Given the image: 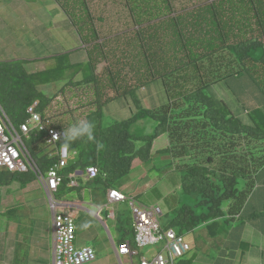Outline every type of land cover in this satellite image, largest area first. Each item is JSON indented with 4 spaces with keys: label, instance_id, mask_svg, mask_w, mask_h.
<instances>
[{
    "label": "trees",
    "instance_id": "1",
    "mask_svg": "<svg viewBox=\"0 0 264 264\" xmlns=\"http://www.w3.org/2000/svg\"><path fill=\"white\" fill-rule=\"evenodd\" d=\"M52 1L67 16L66 28L74 29L88 49L91 79L78 81L75 86L64 84V88L56 92L53 89L52 97H47L39 89L50 84L47 74L60 72L59 62L70 53L54 55L49 62L54 60L55 68L40 73L27 72L29 60L0 61V107L15 129L25 123L27 109L34 104L35 111L47 120L44 114L49 105L70 87L77 89H71L73 95L89 96L90 110L82 115L85 121L94 122V139L82 137L71 141L65 166L59 167L58 154L65 138L55 148L47 146L44 131L31 129L22 138L38 172L46 177L55 169L61 177L57 190L51 194L52 200L65 198L64 202L74 203L75 199H66L73 190L79 192V176L74 175L89 167L96 168L98 174L86 182L103 188L107 197L110 190L119 192L123 185L117 188L113 184L128 178L136 166L150 173L155 169L154 162H173L181 173V193L191 202L172 211L171 228L167 230L159 224L162 215L159 210L158 235L172 231L184 239L190 233L195 236L203 233L202 238L209 245L214 241L217 246L223 243V250L227 251L241 247L242 242L234 243L233 247L236 229L226 228L236 223L240 231L247 222L264 220L263 202L259 209L249 208L258 180L262 179L264 185V0H203L177 10L172 0H121L131 25L129 33L122 32L114 39L101 36L96 24L101 25L104 20L93 16L94 0ZM102 63L105 66L98 74L96 67ZM154 80L163 81L168 96L166 105L153 110L140 109L130 118L102 128L99 124L102 104L114 97H136L145 83ZM220 82L232 96L248 95L251 106L237 109L207 93ZM84 85L91 88L85 92L80 89ZM76 112L64 113L71 117L69 121L63 119L66 126L50 123V127L65 133L79 122L74 117ZM146 118L156 121L155 133L134 134L131 128ZM159 138H164L166 145L153 152L154 142ZM71 154L75 155L73 160ZM14 181L38 184L36 175L30 171L0 172L1 186L8 187ZM120 193L125 197L120 203L130 202L133 220L132 207L144 208ZM112 222L121 240L137 253L138 261L145 258L139 257L138 249L145 246H137L133 222L123 236L122 223L128 219L122 221L119 213H114ZM160 243L163 250L165 241L153 245ZM239 253L242 259L243 252ZM226 256L230 255L223 257Z\"/></svg>",
    "mask_w": 264,
    "mask_h": 264
},
{
    "label": "rangeland",
    "instance_id": "2",
    "mask_svg": "<svg viewBox=\"0 0 264 264\" xmlns=\"http://www.w3.org/2000/svg\"><path fill=\"white\" fill-rule=\"evenodd\" d=\"M172 1L177 10L191 7L203 0ZM122 5L121 0H94L92 2L93 16L104 20L101 25L96 24L97 28H100L102 37L113 38L118 34L121 35L122 32L129 33L127 29L131 21ZM68 22L67 16L55 6L52 0H0V61L29 60L30 63L26 66L27 72L40 73L52 69L53 64L56 65L54 60L49 62L51 57L58 53H70L62 60L63 68L59 69L60 72L51 71L47 74L51 81L50 84L39 89L47 97H52L54 91L64 88V84L71 83L75 86L78 81L91 79L92 68L86 54L88 49L82 45L74 29L66 28ZM55 50L58 52L56 53ZM104 66L105 63H102L96 67L98 74L102 72ZM52 85H56L55 88ZM90 86L93 85L90 84ZM223 86L224 84L220 82L207 93L217 95L237 109L239 106H251L252 102L248 95L232 96ZM88 88L91 87L84 85V88L80 89L87 92ZM71 89L73 88L66 89L64 96L54 99L45 111V118L52 125L66 126L67 122L64 123L63 119L69 121L71 117L64 113L70 110L77 111L74 117L78 118V121H85L82 114L90 110L89 96L88 98L81 97L80 93L73 95L74 92L72 93ZM75 90L77 89H73ZM167 103L168 96L163 81H149L136 92V97L126 99L114 97L102 104L99 124L105 128L115 122L130 118L140 109H158ZM131 131L138 135L152 136L156 131V121L146 118L135 124ZM162 139L156 140L154 147L162 148ZM154 165L155 169L150 173L145 168L136 166L128 178L115 182L113 186L123 185L119 191L124 192L130 201L134 200L135 204L141 208H158L162 213L159 217V224L163 230H167L171 228L172 211L191 201L181 193V173L175 169L173 162L171 164L168 161H157ZM77 184L79 192L75 189L67 194V201L78 199V203H81L79 207L97 216L94 217L76 208L69 209V214L74 218L76 227L74 246L79 248L87 245L95 251L96 260L89 264H118L110 247L102 245L100 237L109 240L106 229L108 230L111 224L109 214L112 211L119 213L122 221L128 219V222L122 223L121 236L124 235L125 229L131 228L133 220L129 200L117 206H110L103 188L88 184L83 176L77 177ZM39 187L36 183L21 184L16 181L8 187L0 185L1 262L10 263L13 262L12 259L15 260L14 264H52V212L48 202L50 197H46L48 194L45 195ZM64 199L55 198L53 201L60 205L64 203ZM261 202L264 203V185L263 180L259 179L257 192L249 208L259 209ZM66 211L65 208H55V212L58 213H68ZM237 227L238 225L234 223L229 229L226 228L227 231L236 229L233 235L235 236L234 242L231 239L233 247L234 243L242 242L241 247L236 248L237 251L230 248L229 251L232 254L223 250V243L217 246L214 241L210 246L209 242H204L203 233L197 236L190 233L184 239L191 250L184 257L175 260L173 264H264V220L247 222L241 228V232ZM110 234L112 237L116 235L115 231H110ZM112 241L115 246L121 243L116 239ZM162 248V243L139 248V257L150 260L162 251ZM239 252H243L242 259ZM234 253L236 256L232 259ZM224 255L230 256L223 257ZM163 256L166 257L165 254ZM137 261L138 257H135L134 262Z\"/></svg>",
    "mask_w": 264,
    "mask_h": 264
},
{
    "label": "built area",
    "instance_id": "3",
    "mask_svg": "<svg viewBox=\"0 0 264 264\" xmlns=\"http://www.w3.org/2000/svg\"><path fill=\"white\" fill-rule=\"evenodd\" d=\"M36 104L27 109L28 118L15 129L3 110L0 107V172L25 174L28 171L36 175L39 186L51 196L61 183V177L55 169H51L47 176H42L35 165L22 140L23 136L28 134L31 129L44 131L46 133V144L49 148H55L60 140H63V132L50 127L48 120H43L40 114L35 111ZM59 167H63L69 156V152L64 151L62 147L59 152ZM98 171L94 167H89L82 173L85 180L96 178ZM75 173L74 176H76ZM76 186V183H71ZM108 200L111 202H123L125 197L115 191L108 192ZM52 212V264H89L96 260L95 251L90 247L76 248L73 243L75 240L74 218L69 213L55 212L56 204L50 201ZM133 227L135 231V242L138 247L153 245L165 241L162 253L157 254L151 260L142 258L134 262L137 255L128 242L123 243L118 248H113L118 264H169L173 259L181 258L189 251V246L182 237L177 236L172 231L163 235H158L159 226L157 218L160 215L158 208L138 209L132 207ZM165 254L166 257L163 256Z\"/></svg>",
    "mask_w": 264,
    "mask_h": 264
},
{
    "label": "clouds",
    "instance_id": "4",
    "mask_svg": "<svg viewBox=\"0 0 264 264\" xmlns=\"http://www.w3.org/2000/svg\"><path fill=\"white\" fill-rule=\"evenodd\" d=\"M94 130H95V124L92 121H79L77 123H74L69 129H67V131L65 133H63V136L65 137V142L62 145V149L64 151H67L71 146L70 145L71 141H74V140L82 138V137H86L88 140H93L94 139ZM77 175L79 176V173H77ZM80 176H82V174ZM108 192H107V195H108ZM119 193H120V191H119ZM45 194L46 195L48 194L46 197H48V196L50 197L48 199V202L50 204V201L52 200V198L48 192L45 191ZM107 199H108V197H107ZM108 202H111V201L108 200ZM111 203H113V202H111ZM119 203L120 202H118L117 204H119ZM56 204H58V203H56ZM114 204H115V202H114ZM50 210H51V207H50ZM111 214H112V216L114 215L113 212ZM112 247L114 249L116 248L114 244L112 245ZM114 249H113V251H114ZM114 253H115V251H114Z\"/></svg>",
    "mask_w": 264,
    "mask_h": 264
},
{
    "label": "crops",
    "instance_id": "5",
    "mask_svg": "<svg viewBox=\"0 0 264 264\" xmlns=\"http://www.w3.org/2000/svg\"><path fill=\"white\" fill-rule=\"evenodd\" d=\"M57 52V51H56ZM59 67H60V69L61 68H63V62H59ZM162 145H163V147H165V145H166V140L163 138L162 140ZM162 147V148H163ZM159 148H156V146L154 147V145H153V152L154 151H156V150H158ZM161 149V148H160ZM71 158H72V160L75 158V155L74 154H71ZM137 165V164H136ZM79 176H80V174H79ZM40 188V187H39ZM40 190H42V192H44L45 193V191L42 189V188H40ZM120 192H122V191H120ZM122 193H124V192H122ZM46 195V194H45ZM105 198H106V200H107V197L105 196ZM76 200V199H75ZM77 201V203H66V202H64V203H61L60 204V207L59 208H65L67 211L66 212H68L69 213V209H71V208H76V209H79V210H81V211H86V212H88L89 214H91L92 216H94V217H96L97 216V214H95V213H91L90 211H87V210H85V209H83V208H81V207H79L78 205H81V203H78L79 202V200L77 199L76 200ZM108 202V201H107ZM108 205H116L117 206V203H115L114 204V202L113 203H111V202H108ZM113 212V211H112ZM111 212V213H112ZM110 213V217H111V220H110V222H111V224L108 226V230L106 229V231H107V235H109L108 237H109V242L107 241V240H105L104 239V237H100V240H101V243H102V245H108L109 247H110V249H111V251H112V254L115 256V253H114V251H113V247H112V245L114 244L113 243V241H112V239H116V240H118V241H120L121 243H120V245H122L124 242L121 240V238H120V236H119V232L116 230V228L114 227V224H113V222H112V214ZM113 213H115V212H113ZM110 231L111 232H113V231H115V233H116V235L114 236V237H112V235L110 234ZM52 244H53V241H52ZM119 245V246H120ZM119 246H117V247H119ZM82 247H88L87 245H84V246H82ZM116 257V256H115ZM13 262H10V263H6V262H1V260H0V264H12ZM14 264V263H13Z\"/></svg>",
    "mask_w": 264,
    "mask_h": 264
},
{
    "label": "water",
    "instance_id": "6",
    "mask_svg": "<svg viewBox=\"0 0 264 264\" xmlns=\"http://www.w3.org/2000/svg\"><path fill=\"white\" fill-rule=\"evenodd\" d=\"M79 174L81 175V174H82V172H79Z\"/></svg>",
    "mask_w": 264,
    "mask_h": 264
}]
</instances>
